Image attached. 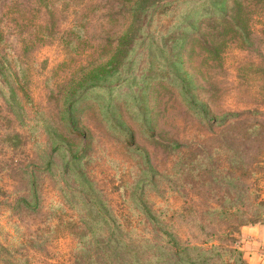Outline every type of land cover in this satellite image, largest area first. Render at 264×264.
I'll list each match as a JSON object with an SVG mask.
<instances>
[{
  "label": "rangeland",
  "instance_id": "rangeland-1",
  "mask_svg": "<svg viewBox=\"0 0 264 264\" xmlns=\"http://www.w3.org/2000/svg\"><path fill=\"white\" fill-rule=\"evenodd\" d=\"M190 1L0 0V264H145L164 230L264 264V0Z\"/></svg>",
  "mask_w": 264,
  "mask_h": 264
},
{
  "label": "trees",
  "instance_id": "trees-1",
  "mask_svg": "<svg viewBox=\"0 0 264 264\" xmlns=\"http://www.w3.org/2000/svg\"><path fill=\"white\" fill-rule=\"evenodd\" d=\"M160 1L162 0H122V2H120L119 4V8H117L116 15L120 16L122 19H125V23H130L129 28H131L132 24L129 21H133L140 17L148 5H155ZM190 2L192 3V5L184 14V17L194 15L199 11L200 7L204 5V0L198 2ZM228 14L229 12L224 9L220 13L218 12L217 16H213V14H209L208 16L212 19H225L228 17ZM203 16L205 15H199L198 19ZM129 28L127 29V33H123V36H125L126 34H132ZM76 29L77 26L75 28L71 27L67 32L78 33L75 31ZM0 66H2V64H0ZM190 107L193 106L190 105ZM225 123L226 122L224 121L220 124L224 126ZM66 128L73 133H75L76 131L75 121L71 119V116H68L66 118ZM253 222L264 223V213L256 220L246 218L243 224H252ZM162 234L164 235L162 237L164 240L161 243H154L153 247L156 249V252L149 259L145 260V262H147L145 264H155L157 260L155 263L152 262H154L155 259L159 257L168 258L167 262H160L159 264H230L231 261H233L232 264H245L242 259L241 253L236 249L222 248L215 245H211L208 249H202L198 245H192L190 244V242L188 243V241L186 242V245L181 246L176 238V235H174L172 232L164 230L162 231ZM157 241H161L160 237H157ZM117 252L120 253V256L118 257H123V261H125L123 256L124 253H130V256L133 257L135 261V256H133L135 254H133V252L131 251H124L120 247ZM117 252L113 250V255L116 256ZM224 254L229 255L228 259L223 258ZM111 256L112 252H104V257L106 259H109ZM134 261L133 264H136V261Z\"/></svg>",
  "mask_w": 264,
  "mask_h": 264
},
{
  "label": "crops",
  "instance_id": "crops-1",
  "mask_svg": "<svg viewBox=\"0 0 264 264\" xmlns=\"http://www.w3.org/2000/svg\"><path fill=\"white\" fill-rule=\"evenodd\" d=\"M242 235L248 236L249 235V240L247 241L248 243H258L259 245L264 244V227H248L245 230H243ZM258 245V246H259ZM257 246V247H258ZM260 248V246H259ZM258 249V248H257ZM252 252V257L254 256L257 259H262L264 260V255L259 253L258 251ZM253 257V258H254Z\"/></svg>",
  "mask_w": 264,
  "mask_h": 264
},
{
  "label": "built area",
  "instance_id": "built-area-1",
  "mask_svg": "<svg viewBox=\"0 0 264 264\" xmlns=\"http://www.w3.org/2000/svg\"><path fill=\"white\" fill-rule=\"evenodd\" d=\"M260 250H261L262 253H264V244L260 245Z\"/></svg>",
  "mask_w": 264,
  "mask_h": 264
}]
</instances>
